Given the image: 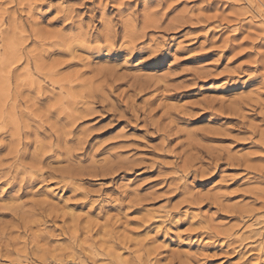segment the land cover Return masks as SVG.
<instances>
[{
	"label": "rangeland",
	"instance_id": "1",
	"mask_svg": "<svg viewBox=\"0 0 264 264\" xmlns=\"http://www.w3.org/2000/svg\"><path fill=\"white\" fill-rule=\"evenodd\" d=\"M0 264H264V0H0Z\"/></svg>",
	"mask_w": 264,
	"mask_h": 264
}]
</instances>
